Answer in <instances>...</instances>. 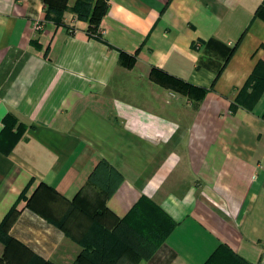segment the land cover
Returning a JSON list of instances; mask_svg holds the SVG:
<instances>
[{"label": "crops", "instance_id": "0c3cea01", "mask_svg": "<svg viewBox=\"0 0 264 264\" xmlns=\"http://www.w3.org/2000/svg\"><path fill=\"white\" fill-rule=\"evenodd\" d=\"M74 1L0 0V222L17 203L9 233L71 264L80 245L26 205L45 182L110 221L142 198L167 213L136 264H203L219 244L264 264V92L230 107L264 61V0H106L98 36Z\"/></svg>", "mask_w": 264, "mask_h": 264}, {"label": "trees", "instance_id": "16d2710c", "mask_svg": "<svg viewBox=\"0 0 264 264\" xmlns=\"http://www.w3.org/2000/svg\"><path fill=\"white\" fill-rule=\"evenodd\" d=\"M106 7V0H75L71 9L78 16L87 18L90 32L98 36L97 29ZM263 8L259 6L256 12L261 13ZM158 73L164 81L172 85L173 89L181 93L191 92L196 95L206 90L167 75L162 70H152V74H156L157 79ZM263 92L264 61L258 60L230 107L232 109L241 107L251 112ZM261 117L264 118V111ZM6 125H8L7 118ZM58 202L66 203L65 214H61L60 217L52 210L53 205ZM26 205L64 230L66 235L81 246L71 264H136L141 259L149 258L174 226V221L168 214L148 199L142 198L138 201L125 217L110 221L107 215L111 212L104 201L90 202L79 193L72 200H68L45 182L37 185L32 195L26 199ZM18 211L16 203L0 222V241L4 245L0 264H56L9 233L10 224L16 218ZM76 226L82 231L80 235H73V231L68 233L71 227L76 228ZM203 264L251 263L226 244H219Z\"/></svg>", "mask_w": 264, "mask_h": 264}, {"label": "rangeland", "instance_id": "374dc122", "mask_svg": "<svg viewBox=\"0 0 264 264\" xmlns=\"http://www.w3.org/2000/svg\"><path fill=\"white\" fill-rule=\"evenodd\" d=\"M74 230H75V232H74ZM73 231V235H75V234H81L82 233V231L79 229V227L78 226H76V228H74V227H71L70 228V231H68V233H71ZM67 237L68 238H70V240L72 239L70 236H68L67 235ZM73 240V239H72ZM74 241V240H73ZM76 242V241H75ZM81 247V246H80ZM142 260V259H141ZM56 263V262H55ZM56 264H58V263H56Z\"/></svg>", "mask_w": 264, "mask_h": 264}, {"label": "built area", "instance_id": "2783aa9c", "mask_svg": "<svg viewBox=\"0 0 264 264\" xmlns=\"http://www.w3.org/2000/svg\"><path fill=\"white\" fill-rule=\"evenodd\" d=\"M34 28H35V29H39V28H41V23H39L38 21H35V22H34Z\"/></svg>", "mask_w": 264, "mask_h": 264}]
</instances>
